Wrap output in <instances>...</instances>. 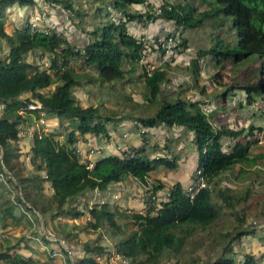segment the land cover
<instances>
[{"label":"trees","instance_id":"16d2710c","mask_svg":"<svg viewBox=\"0 0 264 264\" xmlns=\"http://www.w3.org/2000/svg\"><path fill=\"white\" fill-rule=\"evenodd\" d=\"M48 1L54 4L63 2ZM95 2V25L89 30H82L85 37H74L71 40L56 28H49L48 31L33 28L28 19L26 24L20 25V21L14 23L12 31L7 30L5 25L9 9L19 6L24 10L26 6L35 4L36 0H0V41L4 40L9 46L7 54L0 57V147L4 149L3 161L6 167L25 189L34 192V195L29 191L25 193L27 202L36 209L40 208L47 220L59 216H82L84 211L71 209L70 202L90 191H106L110 185L125 183L130 178H136L147 185L149 173L159 165L176 166L166 157L150 160L144 147H133L134 151L130 150V153L122 155L102 157L90 165L81 160V154L75 145L79 135L91 133L110 138L111 130L106 121L116 122L119 118H125L104 115L98 105L83 106L78 102L75 90L87 84L103 85L135 77L147 46L142 41L144 35L131 30L134 23L162 20L173 22L176 27L194 28L210 22L215 31L226 34L219 35L217 40L215 38L211 48L199 50L191 59L190 70L199 74L201 62L209 54L221 55L224 60L232 63L253 58L262 62L263 69L260 72L264 77V0H202L205 9L199 12L188 4L168 1L163 2L158 10L151 7L148 0ZM145 3H148V8L149 5L151 7L148 11H132L130 8L132 5ZM63 4L67 10L75 11L78 17L84 16L81 11L74 9L70 0ZM39 51L52 56L50 68L53 73L42 68L40 63L28 60L29 54ZM75 62L80 63L79 68L90 67L97 74H78L71 65ZM163 68L158 66L151 71L145 69L140 74L146 88L144 101L140 105L146 109L157 104L160 106L153 117H138L137 120L147 127L165 124L182 127L186 134H193L192 141L199 150L198 169L206 177V186L191 197L180 182L172 184L167 189L169 196L165 194L164 198L150 202L144 212L132 213L131 224L136 225V228L129 232L116 220V215L124 216V211H113L107 203L91 207L89 212L93 220H88L87 227L90 229H84L96 231L107 222L114 235L127 234L114 245L116 253L127 264H155L166 253L178 260L184 247L196 233L210 231L220 215L227 210L235 211L244 199L230 187L212 188L216 178L237 165L255 166L260 156H263H251L249 143L245 141V138L254 135L253 126H250L249 131L245 128L233 129L228 125L217 128L201 109L199 101L181 97L173 101H159L167 76V71ZM220 75L217 73L214 78L218 79ZM53 85L52 90L44 91ZM243 89L250 98L253 95L264 97V81L248 83ZM225 94L226 91L218 93L221 98ZM42 114L55 115L59 128H70L69 132L64 140L56 137V130L34 134V143L30 149L31 160L37 170L44 171V175L33 172L21 174L12 163L13 157L17 156L13 146L21 139L20 125L28 127L40 119ZM224 138L229 139L230 148L227 150L224 149ZM42 181L50 182V196L40 197ZM162 188V185L153 187L149 196L156 195ZM45 199L50 202L41 204ZM239 212L241 210L236 213V227L215 234L217 258L205 264H235L234 257L228 253L236 251V240L252 235L245 218L240 217ZM3 213L5 218L17 217L14 206L5 208ZM125 226L128 227L127 224ZM65 227L67 224L63 229ZM65 236L69 237L68 232ZM43 240L48 245L58 243L46 237ZM17 246L8 244L7 249L0 252V262L31 264L32 257L25 258L16 250ZM61 249L68 256V251ZM74 250L85 252L84 256L78 258V264H108L97 260L106 252L103 245L86 242L82 248L74 247ZM176 264L204 263L194 259L190 263L185 260ZM245 264H255L253 255H247Z\"/></svg>","mask_w":264,"mask_h":264},{"label":"rangeland","instance_id":"374dc122","mask_svg":"<svg viewBox=\"0 0 264 264\" xmlns=\"http://www.w3.org/2000/svg\"><path fill=\"white\" fill-rule=\"evenodd\" d=\"M166 1L188 4L198 12L205 9L202 0H148V3L158 10L160 5ZM63 2L54 4L48 0H36L35 4L26 6L24 10L15 6L12 10L9 9L5 26L7 30L12 31L17 22L21 21L20 25H23L28 19L27 21L31 22L33 28L36 27L41 31L56 28L71 40L74 37H85L82 30H89L95 25L93 13L97 2L95 0H70L74 9L84 14L83 17H78L75 11L67 10ZM148 3L132 5L130 8L132 11H148L149 8L151 9L150 5L149 8L147 7ZM131 30L144 35L145 38L166 36L168 32L178 36L179 43L173 56L160 64L167 71V76L159 101L163 99L173 101L177 97L199 101L201 109L217 128L228 125L233 129L245 128L249 131L250 126H253L254 135L248 136L245 141L249 143L251 156L263 155L257 160L255 166L249 167L241 164L221 173L211 186L212 188L227 186L234 189L236 194L244 197L236 210L233 212L227 210L225 214L220 215L210 231L196 233L184 247L178 260L172 254L166 253L158 258L155 264H176L185 260L190 263L194 259L205 264L211 259L215 260L218 254L215 234L236 227L238 225L236 213L239 210H241L239 216L245 218L252 235L248 234L241 240H236V251L229 252L228 255L234 257L235 264H245L247 255L250 254L253 255L255 264H264V97L253 95L250 98L243 89L248 83L264 81L260 72L263 69L262 62L259 59L255 61L250 58L244 62L232 63L224 60L221 55L209 54L200 64V73L195 74L190 70L191 59L197 55L199 50H207L214 46L215 38L217 40L219 35L225 36L226 34L215 31L212 23L204 22L199 27L182 28L176 27L173 22L169 21L145 20L140 24L134 23ZM184 41L185 44H183ZM8 49L7 42L0 41V57H4ZM157 51H153V54L146 59L143 57L132 80L103 85L87 84L75 90V96L83 106L98 105L100 112L104 115L125 117L119 118L120 120L116 122L106 121L111 130V138L89 133L84 136L79 135V140L75 145L81 154V160L90 165L102 157L122 155L130 153L133 147H144L145 154L150 160L166 157L176 166L159 165L149 173L147 185L136 178H130L125 183L110 185L106 191H90L70 202L71 209L84 211L82 216L78 218L59 216L47 220L40 208L36 209L27 202L25 193L29 191L34 195V192L25 189V186L20 184L15 175L6 167L3 161L4 149L0 147V252L5 251L8 244L18 245L16 250L19 253L27 259L32 257L31 264H78V258L84 256L85 252L75 251L74 247L82 248L86 242H91L103 245L106 249V252L97 258L100 263L127 264L121 260L114 249V245L127 234L114 235L107 222L96 231L85 230L84 227H87L88 220H93L89 209L94 205L99 207L102 203H107L113 211H124V216L118 214L116 220L129 232L136 228V225L131 224L133 223L132 213L146 211L148 207H146L145 200L148 195L152 194L153 187L163 186L160 191L156 192L159 199L164 198L168 187L176 182H180L188 191L190 184L195 181L198 170L199 150L192 141L194 135L186 134L182 127H171L165 124L147 127L137 120L138 117L146 119L153 117L160 106L157 104L146 109L140 105L144 101L146 88L143 77L139 76L146 69V62L156 64L153 57H156ZM27 58L30 62L40 63L42 68L53 73V69L50 68L52 56L50 57L48 53L41 54L39 51L36 54H29ZM71 65L78 74L85 72L97 74L96 70L90 67L79 68L80 63L78 62ZM217 73L221 75L215 79L214 75ZM53 88L54 85L44 91H50ZM225 91L226 94L221 98L218 93ZM1 114L2 108H0ZM69 129L59 128L58 118L47 114H42L40 119L29 124L28 127L20 125L21 139L13 146V151L17 153V156L12 159L17 171L21 174L33 172L44 175V171L37 170L31 160L30 149L34 143L33 135L42 131L56 130V137L64 140ZM223 143L225 150L230 148L228 138H224ZM51 194L50 182L42 181L40 197ZM48 200L45 199L41 204L50 202ZM12 206H14L17 217L5 218L3 210ZM66 224L67 227L63 229ZM126 224L128 227L125 226ZM87 229L90 228L87 227ZM67 232L69 237L65 236ZM44 237L58 243L48 245L44 242ZM61 248L68 251V256ZM0 264L12 263L0 262Z\"/></svg>","mask_w":264,"mask_h":264},{"label":"built area","instance_id":"2783aa9c","mask_svg":"<svg viewBox=\"0 0 264 264\" xmlns=\"http://www.w3.org/2000/svg\"><path fill=\"white\" fill-rule=\"evenodd\" d=\"M142 41L146 44L147 48L144 50V59L148 58L153 54V51L158 50L156 57H153L155 59L156 64H150V61L146 62V70L151 71L155 69L156 67L160 66L161 62H163L165 59L168 60L169 58L173 56V53L175 51L176 46L179 43L178 36H174V34L167 33L166 36L159 35L153 38H142ZM168 58V59H167ZM165 62V61H164ZM133 155V154H132ZM206 186V177L201 169L197 170L195 181L190 184L188 193L191 197H194V195L202 188ZM169 196L170 193H167ZM158 201V197L156 195H153L150 197L147 196V199L145 200L146 204H150V202ZM146 205V207H147ZM119 256V255H118ZM121 260H123L121 258ZM126 262L125 260H123Z\"/></svg>","mask_w":264,"mask_h":264},{"label":"crops","instance_id":"0c3cea01","mask_svg":"<svg viewBox=\"0 0 264 264\" xmlns=\"http://www.w3.org/2000/svg\"><path fill=\"white\" fill-rule=\"evenodd\" d=\"M110 134H111V133H110ZM110 138H111V137H110ZM82 141H83V142H86L87 140H86V141L82 140Z\"/></svg>","mask_w":264,"mask_h":264}]
</instances>
